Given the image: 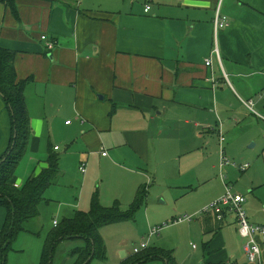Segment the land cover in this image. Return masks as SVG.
<instances>
[{"label": "crops", "instance_id": "1", "mask_svg": "<svg viewBox=\"0 0 264 264\" xmlns=\"http://www.w3.org/2000/svg\"><path fill=\"white\" fill-rule=\"evenodd\" d=\"M15 2L12 9L0 1V44L16 51L18 77L31 78L25 98L32 127L15 185L23 186L47 168L54 153L60 176L46 192L56 187L53 193L61 194L69 173L81 180L68 209L73 214L66 218L90 210L98 180L114 187L97 191L105 207L119 204L127 210L145 188L138 212L144 208L148 221L150 211L162 213L158 197L163 204L182 198L186 206L175 212L201 214L195 223L208 234L205 250L211 263L251 264L235 214L225 206L222 217L215 210L202 213L230 187L245 197L250 220L264 224V0ZM218 13L228 25L216 30ZM42 35L54 39L53 49L46 48ZM4 103L0 101V153L7 151L12 135ZM222 156L230 163L222 164ZM24 160L25 174H19ZM39 218L17 237L42 238L32 264H40L45 239L56 227L54 219L42 237ZM5 219L0 203V231ZM238 238L244 239L242 245ZM82 245L63 240L54 264H74L70 252ZM120 249L117 264L131 255ZM11 250L17 261L28 247L21 241ZM10 257L7 264H17ZM167 263L159 259L150 264Z\"/></svg>", "mask_w": 264, "mask_h": 264}, {"label": "trees", "instance_id": "2", "mask_svg": "<svg viewBox=\"0 0 264 264\" xmlns=\"http://www.w3.org/2000/svg\"><path fill=\"white\" fill-rule=\"evenodd\" d=\"M10 8H16L15 0H0ZM16 51L0 44V94L10 112L12 135L10 145L0 158V203L6 210V219L0 231V264H7V255L20 233L28 231L30 220L40 214V203L47 189L60 176L58 155L51 153L48 167L37 175L30 176L21 187L13 179L27 154L32 133L25 89L31 78H19L15 66ZM146 189H141L127 210L119 204L105 207L98 192L92 198L89 211H77L73 218L63 219L47 235L40 264H54L57 246L66 239H75L83 245L70 253L76 256L74 264H89L93 259H106L105 241L100 232L103 226L121 221H133L144 204ZM176 264L170 251L147 247L133 253L120 264H150L156 260Z\"/></svg>", "mask_w": 264, "mask_h": 264}, {"label": "rangeland", "instance_id": "3", "mask_svg": "<svg viewBox=\"0 0 264 264\" xmlns=\"http://www.w3.org/2000/svg\"><path fill=\"white\" fill-rule=\"evenodd\" d=\"M1 97L2 95L0 94V99ZM0 101H3V97ZM3 109V113H5L8 117V120L11 121L9 110L5 106L3 107ZM253 117L255 118V116ZM222 118L224 119V117ZM59 130L62 132L63 127L59 126ZM56 143L59 144V146L62 145L59 140H56L54 144ZM7 146L8 145H6V147ZM44 148L47 147L44 146ZM5 150L6 149H3V152ZM2 153H0V156ZM27 161L28 160L23 161V164L19 169V174H25L24 171H26L25 167ZM113 169L114 168L112 167H105L106 171H111ZM75 176L78 180H76ZM235 178L236 177L234 176V179ZM64 180H66V185H64L65 190H63L61 194L55 195L53 191L57 188L51 187L44 195L45 201L41 202L40 204V218L38 219V222L36 221V223L40 222L43 227L42 237L46 235L47 231L54 227V219H57L58 222H61L64 218L69 217L73 214V211L69 213L68 209L69 206H71V199L75 196L77 197V195L75 194L76 187H79V185L81 184V180L79 179V177H77V175H74V173H69L64 178ZM75 181L77 183H75ZM102 183L99 180L95 183L96 192L100 189V187H102L103 189L114 190V187L109 186L106 183V180ZM232 191L234 192V189H232ZM99 195L100 192H98V196ZM168 199L169 203L166 202L163 204V198L161 196L157 198L156 203L160 205V207H162V213L156 214L150 211L149 213L152 214V219L149 221L146 218L144 208H142L137 213L135 220L121 221L102 228L101 232L103 233L108 246L107 259L105 261L94 259V262L92 264H117L121 257V254L119 252L120 248H122L120 250H126L128 253L133 254L134 248L138 247L142 241L147 242L148 246L150 245L169 249V251L173 254V258L176 264H213L208 259V253L205 250V244L208 241V234L203 233L201 226L195 223V221L201 214L193 217L190 213H176V209H182L181 207L186 206L185 200L181 198L177 202L171 200V198ZM211 204L212 203H209L207 204V206ZM155 210L157 211L158 208L156 207ZM211 213L212 211L202 214ZM176 214H178V216L174 217ZM192 222H194L193 228H190ZM159 227V234L150 236L151 230L153 228ZM26 237L27 239H29L28 241L25 240ZM41 240V237H36L35 235L29 236L28 234H21L18 239L16 238V242H14L13 248H16L21 244V241H23L28 247V250L26 252L27 254L26 256L20 255L16 257L17 261H15L13 250H11L8 253V255L10 254L11 256V262L13 263L15 261L17 264H32V262L34 261V258H32L31 256L32 252L34 251V249L35 251H37L41 248ZM243 240L241 238H238V242L240 241L241 245L242 242H244ZM61 260H65V258H62ZM65 262V264H71L70 261ZM222 264L226 263L224 262Z\"/></svg>", "mask_w": 264, "mask_h": 264}, {"label": "built area", "instance_id": "4", "mask_svg": "<svg viewBox=\"0 0 264 264\" xmlns=\"http://www.w3.org/2000/svg\"><path fill=\"white\" fill-rule=\"evenodd\" d=\"M151 9V3H146L145 10L149 11ZM228 25V19L226 16H221L219 13L217 14L215 20L216 30L219 28H223ZM42 41H44L47 49H53L56 45L54 39L49 38L47 35H42ZM208 65H210L211 59L206 61ZM249 105H253V102L250 101ZM67 123H70L68 121ZM225 137L221 136V142H224ZM223 152V150H222ZM104 155L107 152L103 153ZM222 164L230 163V160L226 156H222ZM235 164V163H234ZM249 164H245L241 166L243 170H245ZM81 171L86 172L85 165L81 166ZM245 197L241 193L233 192L230 187L226 190L225 194L219 197L218 199L212 201L211 205L206 206L204 208L205 212L215 210L218 212L219 216L221 215V208L223 206L228 207L231 212H233L236 216L238 223V230L240 235L245 238V251L248 258V261L251 264H264V224L254 223L250 220L247 210L245 208ZM55 225H58V221H55ZM160 231L159 228H153L150 232V236L158 234ZM148 247L147 242L142 241L138 247L134 248V253L140 252L141 250Z\"/></svg>", "mask_w": 264, "mask_h": 264}]
</instances>
